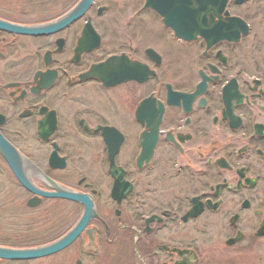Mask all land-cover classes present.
I'll return each mask as SVG.
<instances>
[{"label":"flooded vegetation","instance_id":"1","mask_svg":"<svg viewBox=\"0 0 264 264\" xmlns=\"http://www.w3.org/2000/svg\"><path fill=\"white\" fill-rule=\"evenodd\" d=\"M209 3L212 16L189 41L142 7L183 48L78 53V37L66 48L61 36L77 22L45 36L18 34L4 26L63 14L29 21L0 2V211H21L25 222L23 236L0 245L45 244L44 228L51 242L77 225L83 205L33 192L56 186L88 196L97 214L69 247L75 264L131 246L134 264H201L206 238L234 257L261 247L262 257L264 0ZM97 65L104 81L87 75ZM91 180L108 183L105 211ZM59 202L61 213L44 225L43 207Z\"/></svg>","mask_w":264,"mask_h":264},{"label":"rangeland","instance_id":"2","mask_svg":"<svg viewBox=\"0 0 264 264\" xmlns=\"http://www.w3.org/2000/svg\"><path fill=\"white\" fill-rule=\"evenodd\" d=\"M77 1L78 0H0V2H3L2 5L6 4L20 11L24 10L25 13H27L26 18L29 21H37L40 19L47 20L56 18L59 15L61 16L72 8ZM143 3V0H98L96 2L90 13H88V16L92 18L93 25L102 36L101 48H183L177 45V43H170L171 36L164 30L161 21L150 12L143 10ZM102 6L107 7V11L103 16L98 17L96 13L97 8ZM84 22L85 19L78 21L73 28L74 32L68 31L61 35H66L65 37L68 43L66 48H72L75 39L80 34ZM251 48L261 47L252 45ZM262 48H264V46ZM91 184L94 189L102 192L98 207L105 211L108 209L106 207L109 202L107 190L108 183L91 180ZM49 205L52 207H43L44 225L50 224L52 220L56 218V212H59V214L61 213L62 203L59 202L57 205L56 203H49ZM66 207L68 206L66 205ZM76 211V214H78V208ZM23 218L24 215L21 211H13L8 214L0 211V233H2L0 234V238L9 237L12 240L7 242L13 243L15 242L13 237L17 239L23 236V226L25 224ZM51 230L52 229L48 231L47 228L43 229V233L48 232L46 236L45 234L43 236L45 243L52 239ZM198 230H200V224H195L186 228L189 236H195ZM64 231V226H60L55 229L54 232L57 234L60 232L61 234ZM27 232L30 234L33 231L28 229ZM206 240L209 241L205 242ZM203 242V244L199 245L205 252L201 264H264V252L262 257L259 258V254L262 253L261 247L257 249L258 251L255 255L248 254L234 257L233 252H235V250L223 249V245L220 244V242L212 243L209 238H206ZM119 249L121 251L116 250L114 255L102 257L103 261L102 259L100 261L98 259L93 263L87 261L84 262V264H134L132 246L127 248L121 247ZM75 262L76 256H74L72 247L53 257L38 261L26 263L0 262V264H75Z\"/></svg>","mask_w":264,"mask_h":264},{"label":"water","instance_id":"3","mask_svg":"<svg viewBox=\"0 0 264 264\" xmlns=\"http://www.w3.org/2000/svg\"><path fill=\"white\" fill-rule=\"evenodd\" d=\"M209 1L211 0H201L197 5L199 8H197V6L193 7L197 3H194L193 1L191 2V0H147L145 7L155 10L162 17L164 25L171 27L174 30L177 38L189 41L195 39L197 36L196 34H201L202 28L199 24H202V22L204 23L209 16H212L213 10ZM94 2L95 0H80L69 12L54 22L26 27L5 25L4 29L28 36H45L54 34L82 18ZM238 39L239 38L237 37L236 41ZM61 42L62 41L60 40V43ZM100 43V36L93 29L91 22L88 21L81 37L78 39L76 48H98ZM113 60L116 59L111 58L108 62ZM102 66L103 65L94 66L89 75L98 77L104 81L105 76L101 75ZM114 84V82H111L107 85ZM116 181L122 182L121 176L119 179H116ZM55 190L56 192L54 193H43L35 190H33V192L38 193L45 198H62L83 205L84 212L77 225L60 239L43 246L27 249L0 247L1 261H32L59 253L70 246L78 235L85 230L88 222L93 217L97 216L94 210V204L88 196L78 193H70L61 190V188L56 186Z\"/></svg>","mask_w":264,"mask_h":264},{"label":"trees","instance_id":"4","mask_svg":"<svg viewBox=\"0 0 264 264\" xmlns=\"http://www.w3.org/2000/svg\"><path fill=\"white\" fill-rule=\"evenodd\" d=\"M15 247H18V246H15ZM19 247H22V246H19Z\"/></svg>","mask_w":264,"mask_h":264}]
</instances>
